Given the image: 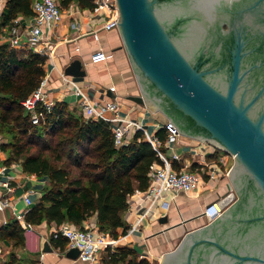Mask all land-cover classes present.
<instances>
[{"label":"water","instance_id":"obj_1","mask_svg":"<svg viewBox=\"0 0 264 264\" xmlns=\"http://www.w3.org/2000/svg\"><path fill=\"white\" fill-rule=\"evenodd\" d=\"M118 25L123 45L135 71L140 94L128 97L147 105L153 113H161L174 125V131L191 139L207 141L234 156L229 169L228 186L235 191L234 201L213 220L200 227L188 230L178 244L165 251L158 264H173L187 252L185 264H190L191 254L199 245H212L236 261L264 258L242 253L235 247L227 249L208 234L210 227L227 218L228 213L240 206L247 197V186L251 185L260 197L264 208V111L260 115L249 113L255 102L254 95L248 102L240 95L243 42L240 33H233L239 17L233 14L252 12L264 0H116ZM206 13L204 22L214 21L216 25L226 22L229 30L218 32V36H232L235 43H209L192 38L208 35L202 25L187 22L196 14ZM187 25V26H184ZM212 36V35H209ZM197 52H200L198 54ZM219 53L225 62L211 63L208 53ZM205 64V65H204ZM226 79L221 88L213 85L208 75L226 67ZM63 74L84 76L86 73L80 56H72L63 68ZM260 93V92H259ZM258 93V95H259ZM9 220L13 213L10 206L4 207ZM250 220H264L262 215ZM167 221V215L160 217ZM43 250H51L45 241ZM76 247L69 248L65 255L76 258Z\"/></svg>","mask_w":264,"mask_h":264},{"label":"trees","instance_id":"obj_2","mask_svg":"<svg viewBox=\"0 0 264 264\" xmlns=\"http://www.w3.org/2000/svg\"><path fill=\"white\" fill-rule=\"evenodd\" d=\"M32 2L6 0L0 12V29L9 28L18 15H31ZM72 2L80 8L94 5L92 0H58L61 9ZM46 58L33 50L0 43V134L6 139L0 144L6 154L2 162L18 161L25 173L48 177L39 200L25 212L26 222L45 221L54 227L80 225L95 215L99 230L115 238L128 228L123 217L128 196L146 189L148 172L162 161L151 143L141 138V130L128 143L116 146L108 121L85 119L78 106L66 101H54L49 110L43 109L44 118L32 123L20 100L45 75ZM155 134L163 142L166 129L161 127ZM160 149L164 151L162 145ZM22 231L21 223L8 220L0 227V239L19 245ZM51 239L56 247L66 246L61 235ZM102 262L150 264L146 258L137 259L135 249L126 245L106 249ZM3 264L23 263L11 251Z\"/></svg>","mask_w":264,"mask_h":264},{"label":"crops","instance_id":"obj_3","mask_svg":"<svg viewBox=\"0 0 264 264\" xmlns=\"http://www.w3.org/2000/svg\"><path fill=\"white\" fill-rule=\"evenodd\" d=\"M5 2L6 0H0V12ZM107 17L106 11L80 8L78 4L72 2L67 8L62 9V18L53 29L44 31L43 38L49 40L47 49L49 54H46L43 66L47 78L43 88L46 99L49 102L62 100L69 105L78 106L81 99L97 101L110 98L116 101L119 116L136 119L147 132H155L167 119L161 113H153L147 105L128 97L140 94V90L119 30L101 29L96 37L89 32ZM16 18L21 25L32 22V15H18ZM72 20L76 23L75 27L71 26ZM96 50L106 52L105 61L93 63L90 60V54ZM75 55L80 56L83 61L86 70L84 76H69L62 72L70 58ZM199 150L202 153H198ZM220 150L221 148L207 141L183 135L179 136L172 147H164L167 157L173 152L179 153V160L173 163L176 168L185 164L190 169H196L200 163H206L210 168L216 167V158ZM5 157V152L0 148V168L4 167L3 170L0 169V180H5L9 186L8 189V186L0 183V200L8 197L16 210H28L39 200L43 188L48 183V177L25 173L18 161L4 164L2 161ZM232 163L233 160L228 158L227 167L229 168ZM228 182V174L222 172H217V175L211 178L205 176L200 180L197 190L173 193V198L166 209L149 205V200L140 190L134 191L127 198L128 207L123 215L128 228L125 233H119L115 238L111 237L113 247L130 246L135 249L137 259L146 258L151 264L159 261L165 251L173 249L178 244L185 232L208 222L203 210L216 197L226 193ZM23 195L30 198L31 204L24 203ZM162 215H167L166 222L160 221ZM6 221H8L6 212L0 207V227ZM75 226H97L96 217L89 216L80 225ZM53 227L42 221L39 224H32L31 228H23L22 242L19 245H14L8 239H0V264H3L11 251L16 253L23 264H90L77 257L66 256L68 247L65 246L63 249L56 247L51 239ZM120 231L121 229H118V232ZM45 241L51 250H43Z\"/></svg>","mask_w":264,"mask_h":264},{"label":"built area","instance_id":"obj_4","mask_svg":"<svg viewBox=\"0 0 264 264\" xmlns=\"http://www.w3.org/2000/svg\"><path fill=\"white\" fill-rule=\"evenodd\" d=\"M93 11H106L108 17L102 21L98 27L92 28L89 32L96 37L97 32L101 29L117 28L118 25V8L116 0H92ZM32 22L27 25H21L17 18L13 19L9 28L0 29V43H7L13 48L33 50L40 54H49V40L43 38L45 30H52L56 23L62 18V9L58 0H33L31 4ZM71 26L75 27L74 20ZM107 54L103 50H96L90 54V60L93 63L105 61ZM47 78L44 75L36 88L25 98L20 100V104L30 113V121L38 123L44 118L43 109L49 110L54 102L46 99L43 90ZM78 107L85 119L99 120L103 119L111 124L113 133V142L116 146L126 144L134 136L137 130H141L142 139L151 143L161 163H155L148 172V185L146 189L141 190L144 197L149 200V205L161 206L165 209L173 198V193L178 191L193 192L198 189L200 180L207 177H214L217 172L228 174L229 169L226 163L230 158L234 161V156L223 149L218 152L216 158V167L210 168L206 163H200L196 169H190L186 165L178 168L174 166V161L180 158L179 153L173 152L170 157L166 156L165 151L160 146L170 148L177 142L180 133L174 131V125L167 120L162 127L166 129L164 141H160L156 136V131L147 132L136 119H127L117 113V103L110 98L100 99L97 101H78ZM121 123V124H120ZM6 139L0 134V144ZM200 152V150L198 151ZM4 167L0 169L3 170ZM3 186H8L5 180H0ZM229 183V182H228ZM228 186V184H227ZM9 189V186H8ZM23 201L26 205L31 204L27 195H23ZM235 199V191L230 186L226 193L216 197V199L205 207L204 214L208 221L213 220L220 215ZM10 206L13 215L9 220L18 221L23 228H31L32 224L25 221L26 209L18 211L10 203L8 197L0 200V207ZM7 222V221H6ZM59 235L66 238V247H76L78 249L77 258L90 264H102V256L106 249L113 250L114 243L111 236L100 231L97 226H75L69 223H62L58 227H53L51 237L56 238ZM1 249V247H0Z\"/></svg>","mask_w":264,"mask_h":264},{"label":"flooded vegetation","instance_id":"obj_5","mask_svg":"<svg viewBox=\"0 0 264 264\" xmlns=\"http://www.w3.org/2000/svg\"><path fill=\"white\" fill-rule=\"evenodd\" d=\"M252 12L242 11L233 14L239 17L236 20L238 23H233L237 27L233 33H240L238 40L243 42V57L241 62L242 81L240 83V95L248 102L254 95H257L255 102L251 105L250 115H260L264 111V4L259 5ZM206 13L196 14V19L192 18L187 22L189 25H202L201 30L208 33L205 37L192 38L189 42L206 41L209 43H235L236 38L232 36V32L228 34L231 36H218L220 28L222 30H229V25L222 22L221 26L216 25L214 21L204 22ZM184 26H187L184 24ZM212 35V36H209ZM200 54V52H197ZM209 56L211 63L225 62L228 65V58H221L219 53L213 52L203 55V58ZM204 64V65H205ZM227 69L223 67L216 72L208 75L207 79L216 87L221 88L226 79L224 74ZM260 92V93H259ZM259 93V95H258ZM264 128V120H263ZM247 197L244 198L240 206H236L228 213L227 218L219 220L214 226L208 230L209 236L217 239L227 249L239 248L242 253H248L254 256L264 258V220H250L262 215L264 210L261 199L255 189L249 185L247 186ZM187 252L182 253L177 261L173 264H185ZM235 259L229 255L219 252L216 247L212 245H199L195 247L191 254L190 264H233ZM237 264H264L262 261L244 260Z\"/></svg>","mask_w":264,"mask_h":264},{"label":"rangeland","instance_id":"obj_6","mask_svg":"<svg viewBox=\"0 0 264 264\" xmlns=\"http://www.w3.org/2000/svg\"><path fill=\"white\" fill-rule=\"evenodd\" d=\"M233 164V163H232ZM161 258V257H160ZM159 261H154L152 264H158ZM151 264V263H150Z\"/></svg>","mask_w":264,"mask_h":264}]
</instances>
